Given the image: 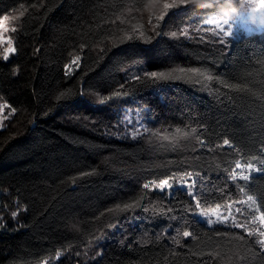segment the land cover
I'll use <instances>...</instances> for the list:
<instances>
[{
    "label": "trees",
    "instance_id": "16d2710c",
    "mask_svg": "<svg viewBox=\"0 0 264 264\" xmlns=\"http://www.w3.org/2000/svg\"><path fill=\"white\" fill-rule=\"evenodd\" d=\"M156 1L0 0V18L13 14L17 29L16 52L0 57V104L9 111L0 128V264H236L237 254L239 264H264L258 245L249 252L230 239L242 230L208 225L176 182L169 194L143 187L190 173L211 189L210 206L241 199L237 184L248 194L264 191V170L234 183L229 170L238 156L217 147L229 139L251 159L264 141L258 101L218 82L261 78L264 29L227 45L179 35L215 11L188 5L169 9L153 30L149 12L164 11ZM129 6L140 9L132 15L148 39L125 38L134 20L111 22ZM180 68L213 79L132 80ZM176 128L197 132L176 147L152 135ZM183 231L194 238L174 242Z\"/></svg>",
    "mask_w": 264,
    "mask_h": 264
},
{
    "label": "snow or ice",
    "instance_id": "6c2138e0",
    "mask_svg": "<svg viewBox=\"0 0 264 264\" xmlns=\"http://www.w3.org/2000/svg\"><path fill=\"white\" fill-rule=\"evenodd\" d=\"M153 0H149V3H152ZM223 0H219V3H222ZM254 6L257 9H264V0H253ZM193 6V11L195 10V5L189 3L188 0H164L162 3V11L159 15H156L154 12H149L148 16V24L154 30L158 26V22L164 19V16L167 14L169 9H173L179 6ZM147 7V5H145ZM215 11L211 14L205 16L202 21V24H199L197 27L192 29L193 31H207L211 33L214 37L217 38L218 42L221 44L227 45L229 41L225 40V37L235 38L236 33L233 31V25L235 24V18L232 21H222L218 18V13L216 12V8L218 4L213 6ZM248 7H253V4H248ZM139 12L140 9L134 6H129L122 10L121 13L117 14L115 19L111 21L112 23H116L119 21L120 23H130V20L136 21L135 23H131V34L125 33V38L131 39L132 35H138L141 38L148 39L145 32L144 23L141 18L137 16H133L132 12ZM24 12H20V16H23ZM16 19V17H13ZM4 21H9V17L5 16L3 18ZM157 23H153V21ZM204 25H208L210 27L204 28ZM225 25H227V29H225ZM17 29L15 27H5L3 32H0V44L4 41H7L8 47L3 50V59L8 60L9 55L16 52L15 47L13 46L12 38L6 36L4 33L8 31L15 32ZM172 37H177L178 33L173 31L170 33ZM179 35L188 36L189 28L184 27L180 30ZM80 57L76 56L73 59V63L78 65ZM260 65L264 67V60L259 61ZM70 70V69H69ZM251 73L246 74L239 78L242 82L237 83H229L227 80L218 81L224 88L228 89L230 92H238L244 95H247L254 100L258 101L255 105L256 109H259L258 112H255V116L258 117L262 122H264V88L260 90H256L254 85L256 83L264 84V74L261 75L259 80H252ZM193 77H197V82L203 81H212L213 76L199 69H188L185 70L183 68L174 69L168 72H145L143 77L140 75L133 76L132 80L134 81H142L143 79H148L152 81L156 80H168V79H191ZM219 91V89L217 90ZM66 95V93H61L60 99ZM114 95L119 96L120 93H114ZM126 95V93H125ZM225 95H228L225 93ZM111 97L103 98L101 102H104L105 99H110ZM232 99L231 96L228 97ZM2 107H8L6 104L0 106V110ZM14 112L15 109H12ZM2 126V125H0ZM148 130L145 129V132ZM197 132L196 128L190 129H181L176 128L174 132L171 134L160 135L159 133H152L157 139L162 141H168L173 147H176L180 144V141L187 140L192 137L193 134ZM139 133H133V138ZM199 140V138L197 137ZM199 143L203 146L204 141L199 140ZM224 146H228L232 152L236 153L238 156L233 162H231V167L229 170V179L232 182L237 181H245L247 182L250 177V173L253 171H262L264 170V141L261 142L258 156L252 155L251 159H247L246 156L249 155L248 151L244 149L239 143L234 145L229 139H224L221 145H217L218 148H223ZM212 151L213 149H209ZM259 165L260 167H257ZM90 173H83L82 175H89ZM179 181V187H181L185 194L191 198V200L195 203V209L199 210V215L207 218V224H228L233 228L242 230L240 233H234L231 236V240H235L241 242L243 245L247 247V251H251V248L255 245L259 246L261 252H264V211L261 210V205L264 204V191L256 192L253 194H248L246 189L248 185L245 183L243 185L237 184V188L241 193V199H229L226 203H215L214 206H210L208 204V195L211 193V189H209L203 181H201L200 185H197L195 180H191V174L188 173L182 177H169L166 179H160L159 181L153 180L150 183L144 184V188L148 190H159L161 192H165L169 194L166 190H171L174 187V183ZM75 182V181H73ZM254 191V190H253ZM143 199V196L141 197ZM139 204V201H134L129 204H124L123 206L117 205L116 209H110L109 211H125L128 209H132ZM237 205H240L237 207ZM18 215V212H13L12 216L15 218ZM2 226V225H0ZM182 235L185 238L193 237V233L189 231H183L179 233L176 238H174V242L179 243V236ZM246 238L251 239V244H248V240ZM100 255V253H97ZM212 253H209V256L212 257ZM219 253H216L218 256ZM59 258V253L57 254V259ZM239 254H237L236 264H239ZM247 260V256L244 257ZM44 264H48V261H45ZM228 264H232V261H229Z\"/></svg>",
    "mask_w": 264,
    "mask_h": 264
},
{
    "label": "clouds",
    "instance_id": "9594fccd",
    "mask_svg": "<svg viewBox=\"0 0 264 264\" xmlns=\"http://www.w3.org/2000/svg\"><path fill=\"white\" fill-rule=\"evenodd\" d=\"M197 8H211L218 4L216 12L218 18L222 21H232L238 18L243 12L247 17V25L251 28L261 30L264 29V9H257L254 6L253 0H188ZM252 3L253 7L249 8L248 4Z\"/></svg>",
    "mask_w": 264,
    "mask_h": 264
},
{
    "label": "rangeland",
    "instance_id": "374dc122",
    "mask_svg": "<svg viewBox=\"0 0 264 264\" xmlns=\"http://www.w3.org/2000/svg\"><path fill=\"white\" fill-rule=\"evenodd\" d=\"M163 2H164V0H157L156 1V4L154 5V7H162V3ZM6 16L9 17V21H4L3 20V18L5 16H3L2 18H0V32H3V29L5 27H8V28L15 27V19H13V17H15V16L13 14L6 15ZM200 24H202V22ZM198 25H199V23L198 24H195L194 26H192L191 24L190 25H187L186 27L189 28V34H193V35H196V36H200L201 38H203L205 40H214V41H217L218 42L217 38L214 37L211 33L207 32V31H199L198 32V31H193L192 30L195 27H197ZM208 27H210V26L204 25V28H208ZM224 27H225V29H227L228 26L225 25ZM261 30H257V29H254V28L249 27L247 25V17H246V15L243 12H241L239 14L238 18L236 19L235 24L233 25V31L236 33L235 38L233 39V38L225 37L224 39L225 40H231V41H233V40H236L237 38H239L242 35L249 34V33H252V32H259ZM13 33L14 32H12V31H8V32H6L4 34L6 36H9V37L12 38V34ZM6 47H8L7 41H4L2 44H0V57H3V50ZM0 106H3V104H0ZM8 118H9V111L6 109V107H2V110H0V125L3 126L6 123V120ZM2 126H0V128ZM254 172H256V171H253L250 174H252ZM176 184L179 185L180 182L177 181ZM55 259H57V255H56Z\"/></svg>",
    "mask_w": 264,
    "mask_h": 264
}]
</instances>
